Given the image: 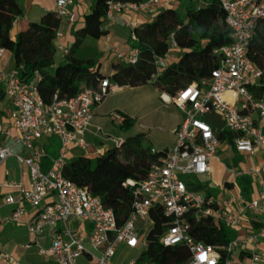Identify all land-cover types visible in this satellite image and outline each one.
<instances>
[{
	"label": "built area",
	"instance_id": "2783aa9c",
	"mask_svg": "<svg viewBox=\"0 0 264 264\" xmlns=\"http://www.w3.org/2000/svg\"><path fill=\"white\" fill-rule=\"evenodd\" d=\"M74 1L56 0L54 12L67 24L75 21L70 10ZM79 1L87 3L91 0ZM216 1L224 14V25L231 41L212 50L219 62L206 83H191L168 100L182 113L181 123L173 130L174 143L164 157L150 166L144 180L123 182L134 198L131 211L121 226L117 225L114 212L104 206L100 196L67 179L63 170L73 149L89 150L85 136L93 118V107L108 94L122 88L108 78H100L94 86H83L74 97L54 94L45 103L38 91L41 81L38 71L24 79L13 69H0V85L10 106L9 119L17 131L14 141L25 153L17 154L16 158L28 169L30 180L29 188H24L20 182L8 184L18 190L17 199L11 195L4 199L6 204L16 205L8 220L13 224L24 222L27 231L35 236L47 234L50 246L39 253L52 256L53 264H113L119 245L129 249L140 246L146 226L152 224L150 215L157 211L168 219L159 243L163 247L184 246L188 258L182 264H219L221 250L226 253L224 264H264V178L260 176L264 164L230 170L236 178L256 180L258 191L250 199H246L236 185L232 192L227 186L220 187L218 196L204 194L193 189L187 179L210 172V161L220 145V131L226 130L233 135L235 152L249 156L259 151L264 153V99L255 97L249 90L259 84L262 72L247 58L255 29L264 21V0ZM159 3V0H108L100 26L105 41L110 40L109 25L122 12L143 13ZM205 6L201 2L196 10ZM15 25L16 21L12 27ZM134 28L135 25L130 24L128 54L112 50L115 58L126 64H135L140 55ZM61 36L57 30L54 39ZM176 47L171 35L167 54L154 58L156 72L151 82L160 75L171 50ZM55 49L64 56L69 54L61 45H56ZM4 52L0 48V60ZM215 116L222 121L220 129L212 126ZM111 117L116 124L123 121L119 114L112 113ZM99 133L102 135L100 129L95 131V136ZM5 134L9 135V132ZM53 137L60 142L58 152L49 167L43 169L46 152L42 141ZM104 140L114 147L123 143V140L107 136ZM151 153L156 151L152 149ZM10 155L12 152L8 147L0 146V162ZM20 205L32 209L28 217ZM72 220L89 227L86 241L78 231L70 228ZM206 220L220 221L232 231H247L233 236L226 246L206 245L190 235L192 224ZM251 221H257L260 227L253 230ZM80 258H86V262L80 263ZM137 258L125 264H137ZM0 264L21 263L0 251Z\"/></svg>",
	"mask_w": 264,
	"mask_h": 264
},
{
	"label": "trees",
	"instance_id": "16d2710c",
	"mask_svg": "<svg viewBox=\"0 0 264 264\" xmlns=\"http://www.w3.org/2000/svg\"><path fill=\"white\" fill-rule=\"evenodd\" d=\"M138 1V0H129ZM108 0H94L90 12L84 16L83 26L77 32V45L81 38L98 40L104 36L100 29ZM22 10L16 0H0V48L8 51L12 57L13 70L21 78L28 79L34 71L41 75L38 91L47 103L54 94L60 97H74L83 86H94L100 78H108L121 87H138L151 83L160 95L175 97L191 83H206L211 71L218 66L219 58L212 50L231 41L229 31L224 25V14L218 2L212 0L206 8L189 10L187 22L180 18L175 9H165L147 23L134 28L138 38L136 47L140 55L135 64L115 62L114 72L110 75L99 73V63L69 58L54 67L53 44L60 18L55 12L44 13L39 21L29 22L15 38L10 31L12 23H19ZM196 35H193V32ZM173 35L182 55L174 63H167L160 75L151 82L155 74V56H165L169 50V38ZM76 45V46H77ZM247 58L261 70L259 84L250 88L251 93L264 99V21L258 24L250 42ZM120 128L129 131L134 122L121 114ZM220 141L232 142L233 135L226 131L218 133ZM151 146L144 134L127 136L119 147H108L104 153L94 158L79 156L67 162L64 176L80 187L101 197L105 207L111 209L121 226L127 219L133 202L132 192L122 184L127 179L136 182L145 179L150 166L162 157L166 151L151 153ZM54 152L50 156H53ZM50 161L46 159L45 167ZM231 189L232 184H227ZM236 186L246 199L251 197V179L239 178ZM152 227L143 234L145 250L138 256L137 264H182L188 258L184 246L163 247L159 238L164 232L168 219L157 211L150 215ZM233 231L220 221L206 220L191 225L190 235L197 241L216 247L226 246L233 237ZM219 264H224L225 251L221 250Z\"/></svg>",
	"mask_w": 264,
	"mask_h": 264
},
{
	"label": "crops",
	"instance_id": "0c3cea01",
	"mask_svg": "<svg viewBox=\"0 0 264 264\" xmlns=\"http://www.w3.org/2000/svg\"><path fill=\"white\" fill-rule=\"evenodd\" d=\"M17 1V0H16ZM129 1V0H125ZM139 1V0H138ZM146 1V0H141ZM160 3L143 13H133L124 11L122 14L116 19V21L109 25V42L105 41L104 36L98 40H94V42H88L89 37L81 38L78 45L77 43V35L76 32L82 28L84 16L90 12V9L94 3V0H91L87 3H82L79 0H75L74 4L70 7V10L75 15V21L72 24H67L64 20L60 19V24L58 27V31L62 33V36L58 39H54V46L61 45L66 47L69 51L68 56H64V54L55 49V54L53 57L54 67L57 66L59 63L68 60L69 58L76 59V60H84V61H91V62H98L99 73L103 75L110 76L113 72V65L115 64V56L112 52L113 49L117 50L118 52L122 53L123 55H127L130 50L129 44V33H130V24H134L135 27L141 26L144 23L152 21L158 13L165 9H175L176 12L179 14L180 18L187 22L186 13L189 10L196 9V6L199 3L204 2L206 4V8L212 0H159ZM55 4L56 0H25V2L20 7L22 10V16L20 21L17 25L13 26L10 35L12 38H15L17 33L23 29L29 22H37L41 18V16L46 12H54L55 11ZM92 39V38H91ZM77 45V46H76ZM176 52L182 51L179 50L178 47L174 48ZM109 59L112 61L113 64L106 66L104 70L102 69V65L105 64V60ZM173 60L176 62L178 59L177 55H172L171 52L169 54L168 60ZM0 69L4 71H9L13 69L12 64V57L10 52L5 51L1 60H0ZM126 86H121V88ZM155 89V88H154ZM156 90V89H155ZM160 95V94H159ZM166 94L160 95L162 99V103L165 104V107H169L170 105L174 106V109L178 112V116H175V120L172 121L169 133L171 135L169 144L163 148V150L159 151H168V149L174 143V135L173 130L178 127L182 120V113L179 109L173 104L165 100L162 96ZM102 104V102L100 103ZM99 104V105H100ZM98 105V106H99ZM9 112L10 106L7 98L3 94L2 85H0V146H6L12 152V155L7 157L5 160L0 162V251L6 253L13 259L17 260L21 264H53V257L48 254H40V250H47L50 246L49 237L47 234L42 235H33L27 231L26 224L21 222L19 224H13L9 222L8 218L15 208L16 205H8L4 202L6 196L11 195L15 199L18 197V190L14 187L8 185L11 182H20L24 188H29V174L28 169L20 164L16 158V155H24V151L20 144L15 143L14 137L17 135L16 129L12 126L11 121L9 119ZM122 117V115L120 114ZM94 117V115H93ZM120 126V124H119ZM90 127V126H89ZM8 131L9 135L5 134ZM139 134V133H136ZM145 136V135H144ZM95 130L88 129L86 133V141L89 144L88 152H84V155L90 158L96 157L98 154L104 153V151L112 146V143L109 141H105L104 138L100 139L99 143H93V139L95 138ZM109 137V136H107ZM114 138V137H111ZM124 138H115L123 140ZM52 138L44 139L42 144L45 148L46 156L42 160L43 169H47L45 167L46 159L51 161V159L56 155L50 156L47 154L46 146L48 145L50 148L52 147V143L50 142ZM146 139V137H145ZM220 150L228 152L229 150H234L232 146V142L227 140L220 141V145L218 147ZM153 149V148H152ZM154 150V149H153ZM74 151H79L77 149H73L70 153V160L77 158ZM156 151V150H155ZM235 151V150H234ZM217 153V152H216ZM237 153V152H236ZM239 154V153H238ZM248 159L244 163L238 164L237 168L234 166L232 168L225 167L228 172L231 173L230 170H242V169H250L256 166L264 164V153L261 151L257 152L253 156H249L243 154ZM82 156V155H80ZM213 164L216 166H222L221 160L215 157L210 161V172L206 175H211L213 173ZM50 165V164H49ZM49 167V166H48ZM232 174V173H231ZM203 175V176H206ZM233 175V174H232ZM200 176V177H203ZM260 176L264 178V169H262ZM234 177V176H233ZM236 178V177H234ZM242 178V177H241ZM251 179V197L257 194L258 188L256 180L248 177ZM237 180L239 178H236ZM237 182V181H236ZM227 184H232V188L230 189ZM193 189L202 193L201 188L194 186V184H190ZM234 185H236L233 181H227L223 183L214 182L213 188H207V192L204 194H211V192L216 189L219 191L216 193L215 196H218L220 192V187L227 186L228 189L232 192L234 191ZM250 197V198H251ZM22 206V205H20ZM25 208L26 213L25 217H28L32 209L27 206H22ZM24 217V218H25ZM253 226V230L259 228V224L257 221H251ZM69 226L73 231H78L83 239L86 241L87 235L89 234V227L85 224L80 223L77 220H72L69 222ZM246 229H239L233 231V236L242 235L246 232ZM124 248V245H120ZM139 247V246H138ZM129 249V248H127ZM134 250V249H132ZM243 257V254H241ZM80 263H85L86 258H80Z\"/></svg>",
	"mask_w": 264,
	"mask_h": 264
},
{
	"label": "rangeland",
	"instance_id": "374dc122",
	"mask_svg": "<svg viewBox=\"0 0 264 264\" xmlns=\"http://www.w3.org/2000/svg\"><path fill=\"white\" fill-rule=\"evenodd\" d=\"M25 0H17L18 5L21 7ZM196 35V32H193ZM88 42H94L93 39L88 38ZM181 50V49H179ZM182 51L176 52L175 49L171 50L172 55H177L178 59L182 55ZM116 59V58H115ZM177 59V60H178ZM112 60V59H111ZM105 60V64L102 65V69L109 66L112 61ZM119 61V60H115ZM168 63H174L173 60H168ZM94 117L91 120L90 127L88 129L101 130L102 135L99 133L98 137L93 139V143H99L100 139L106 136L114 138H124L127 136L136 135V133L144 134L146 141L156 151L163 150L169 144L170 133L169 129L172 121L175 120V116H178V112L174 109L173 105L168 108L162 103V99L157 90L154 89L151 83H147L138 87H123L115 93L108 94L102 104L93 107ZM124 114L130 117L134 124L129 131L122 130L119 124L112 121L111 114ZM180 116V115H179ZM214 120V121H213ZM212 126L216 129H220L222 121L218 116L212 118ZM50 142L52 147L46 146L47 154L51 155L52 151L54 155L58 152L60 145L59 140L53 137ZM107 142V141H106ZM77 156H85L84 152H76ZM216 157H218L222 166H216L213 164V173L203 177H186L188 181L194 186L201 188L202 193L207 192V188L212 189L214 182H227L233 181L236 183L237 179L225 169V167L237 168L238 164L246 162L248 159L243 154H238L234 150L228 152L217 149ZM219 190H213L211 193L216 195ZM152 225L148 224L143 234L148 233ZM145 241L134 250L127 249L122 246L116 248L115 256L112 259L113 264H125L133 258H137L145 250Z\"/></svg>",
	"mask_w": 264,
	"mask_h": 264
},
{
	"label": "bare ground",
	"instance_id": "6f19581e",
	"mask_svg": "<svg viewBox=\"0 0 264 264\" xmlns=\"http://www.w3.org/2000/svg\"><path fill=\"white\" fill-rule=\"evenodd\" d=\"M165 100H168V97L166 95L162 96Z\"/></svg>",
	"mask_w": 264,
	"mask_h": 264
}]
</instances>
